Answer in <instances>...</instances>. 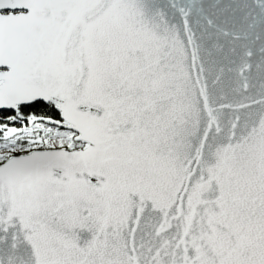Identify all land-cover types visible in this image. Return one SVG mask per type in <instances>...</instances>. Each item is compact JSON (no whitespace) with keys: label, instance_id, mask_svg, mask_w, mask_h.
Segmentation results:
<instances>
[{"label":"snow or ice","instance_id":"1","mask_svg":"<svg viewBox=\"0 0 264 264\" xmlns=\"http://www.w3.org/2000/svg\"><path fill=\"white\" fill-rule=\"evenodd\" d=\"M0 264H264V0H0Z\"/></svg>","mask_w":264,"mask_h":264}]
</instances>
